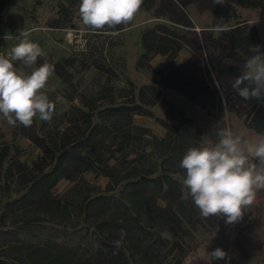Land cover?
<instances>
[{
  "label": "trees",
  "instance_id": "16d2710c",
  "mask_svg": "<svg viewBox=\"0 0 264 264\" xmlns=\"http://www.w3.org/2000/svg\"><path fill=\"white\" fill-rule=\"evenodd\" d=\"M189 4L210 14L209 28L192 29L186 10ZM237 5L264 8V0H223L222 4L143 0L140 9L152 10L166 21L141 31L140 63L157 53L165 55L164 68L147 65L155 73L153 82L184 94L209 115L224 99L228 109L243 116L249 129L264 134V99L244 100L231 87L241 74L240 66L232 61L242 60L250 45H260L264 51L258 27L240 17ZM185 47L191 55L175 63ZM201 50L206 53V65L197 53ZM105 72L110 76L114 71ZM147 89H152V97ZM123 96V101L106 104L100 102L99 94L82 96L81 105L71 104L54 114L50 123L34 120L30 127L19 126L18 131L41 150L31 165L14 155L7 158L9 148L0 146V171L6 179L16 178L23 190L18 197L0 201V230L44 221L68 227L85 224L98 242L96 250L86 255L76 245L49 248L29 242L19 249L27 248L25 256L11 249L1 252L0 264H162L174 255V264H179L190 251L189 244L183 246L181 241L191 239L193 230L204 222L214 227L216 217L200 216L192 198H182L187 189L174 176L184 172L185 178L180 161L190 147L200 146V125L172 99L161 96L155 85H142L138 101L126 93ZM155 103L165 113L164 119L155 116L165 128L162 136L134 123L135 114L154 116L148 106ZM5 162L8 166L2 169ZM88 170L107 177L104 188L83 178ZM62 178L74 182L58 197L53 189ZM75 195H80L79 202L72 200ZM21 210L27 214L15 212L7 222L8 212ZM121 229L127 236L116 249L114 241L120 239Z\"/></svg>",
  "mask_w": 264,
  "mask_h": 264
},
{
  "label": "rangeland",
  "instance_id": "374dc122",
  "mask_svg": "<svg viewBox=\"0 0 264 264\" xmlns=\"http://www.w3.org/2000/svg\"><path fill=\"white\" fill-rule=\"evenodd\" d=\"M80 0H0V55H8L11 48L19 43L16 39L18 30L28 32V38L36 42L43 49L44 55L38 58L37 66L47 62L54 66L46 88L43 90L55 104L54 114L59 115L67 110L71 104L81 105V97L101 96V103L111 100L123 101V95H132L138 101V91L142 85H155L159 94L172 99L184 109L187 115L194 118L202 129L200 146L213 145L218 142L217 132L224 128H231L236 133H242L245 138H254L259 134L249 129L243 122V116L228 109L224 99L217 103L216 112L209 115L207 110L192 102L184 94L163 84L153 82L155 76L147 65L154 68H164L166 56L154 54L150 58L141 59L140 33L145 27L156 22L166 21L156 17L152 10L140 9L130 24L121 25V29L92 30L86 28L79 15ZM240 17L249 24L258 27L259 35L264 38V8H245L237 5ZM194 24L192 29L201 30L210 27V14L200 13L195 5L186 7ZM75 30L81 35L80 44L70 41L66 37L68 30ZM115 32L117 34H104ZM206 65V53L197 52ZM191 55L188 47L181 49L174 58L175 63L185 60ZM67 62L65 59H67ZM242 60H233L242 65ZM14 66L21 67L19 62ZM106 69L114 72L108 76ZM216 85L217 82H215ZM152 97V89H147ZM154 116L135 114L134 123L151 129L152 133L162 136L165 128L155 119H164L165 113L158 103L148 106ZM53 114V115H54ZM37 122L40 120L35 118ZM19 126L9 125L0 115V146H7L9 154L14 155L26 164L31 165L41 154V150L26 136L22 135ZM8 166L5 162L4 169ZM0 201L11 200L20 196L16 178H5L0 171ZM183 173H175L180 182ZM83 178L92 185L105 187L107 177L96 175L93 171H86ZM74 181L60 179L53 189L55 196H61L70 189ZM117 193L118 190L113 191ZM74 202L80 201V195L72 196ZM29 209V208H28ZM27 209V210H28ZM15 212L27 214L24 211L8 212L7 222L11 221ZM76 215L75 212L72 213ZM0 230V253L11 249L16 254L27 253V248L20 252V246L25 243L46 245L56 248L58 245L79 246V252L85 255L92 253L98 247V242L87 225L65 226L51 222L30 224L25 228L17 226L5 227ZM163 236L168 237L167 233ZM240 241V242H239ZM183 246L189 244L190 251L179 264H191L192 256L198 255L192 264H207V253L216 248L224 250L229 260H214L211 264H264V191L258 192L254 204L244 212L242 219L233 224L225 223L224 217H216L212 227L207 222L200 224L193 230L191 239L181 241ZM241 243V244H240ZM242 245V246H241ZM244 246L246 247L245 249ZM175 255L166 259L162 264H174Z\"/></svg>",
  "mask_w": 264,
  "mask_h": 264
},
{
  "label": "clouds",
  "instance_id": "9594fccd",
  "mask_svg": "<svg viewBox=\"0 0 264 264\" xmlns=\"http://www.w3.org/2000/svg\"><path fill=\"white\" fill-rule=\"evenodd\" d=\"M213 2L222 4L223 0ZM142 4L143 0H80L79 15L88 29H116L130 24ZM28 36L23 29L18 30L19 43L7 56L0 55V115L13 127H30L37 117L50 123L55 111V104L43 91L54 66L47 62L37 66L44 52ZM14 62L21 67L14 66ZM240 69L232 89L244 100L264 99V51L260 45L248 47ZM217 135V143L190 147L183 155L180 167L186 172L182 184L187 191L182 198L190 196L203 218L224 217L225 223L233 224L254 204L257 193L264 191V134L245 138L242 133L224 128ZM118 235L116 249L122 246L127 232L121 229ZM207 257V264L229 260L221 248L207 253ZM196 258L202 257L193 255L191 264Z\"/></svg>",
  "mask_w": 264,
  "mask_h": 264
},
{
  "label": "built area",
  "instance_id": "2783aa9c",
  "mask_svg": "<svg viewBox=\"0 0 264 264\" xmlns=\"http://www.w3.org/2000/svg\"><path fill=\"white\" fill-rule=\"evenodd\" d=\"M66 37L70 40L75 42L76 44H80L81 42V35L79 36V34L75 31V30H68L66 32Z\"/></svg>",
  "mask_w": 264,
  "mask_h": 264
}]
</instances>
